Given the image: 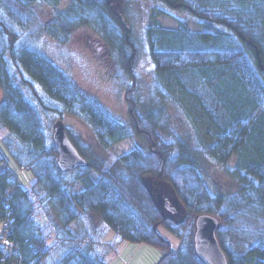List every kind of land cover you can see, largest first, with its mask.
<instances>
[{
  "label": "trees",
  "instance_id": "16d2710c",
  "mask_svg": "<svg viewBox=\"0 0 264 264\" xmlns=\"http://www.w3.org/2000/svg\"><path fill=\"white\" fill-rule=\"evenodd\" d=\"M119 1L68 0L61 8L63 0H0V264H42L59 249L53 264H106L96 246L102 226L119 241L160 248L155 264H205L194 247L202 214L218 218L228 264H264V0H153L145 38L158 95L145 102L137 93L132 0H122L124 9ZM77 30L130 80L126 118L34 45L42 35L63 45ZM52 112L86 165L59 168L46 121ZM80 123L102 149L130 138L139 144L113 161L94 156L74 134ZM10 157L32 171L30 187ZM149 182L172 189L179 218ZM160 227L178 238L177 248Z\"/></svg>",
  "mask_w": 264,
  "mask_h": 264
},
{
  "label": "rangeland",
  "instance_id": "374dc122",
  "mask_svg": "<svg viewBox=\"0 0 264 264\" xmlns=\"http://www.w3.org/2000/svg\"><path fill=\"white\" fill-rule=\"evenodd\" d=\"M63 1L61 8H64L68 3V0ZM121 3L122 0L119 1V4L121 5L120 8L124 9L125 6ZM155 7L156 5L153 0H132L131 2L133 15L131 17L132 22L130 19L129 22L133 28L135 42L139 46L135 67L139 82L137 93L139 95V100L143 102L153 98L152 96L154 94L158 95L156 91L158 82L155 77L152 61L147 51L145 38V29L154 22L152 15L156 12ZM156 19L162 26L175 27L174 20L166 15H157ZM195 24H197L196 21L192 19V21L190 20L188 23V26L196 29L194 27ZM93 39L95 38L88 35L84 30H77L71 36V40L63 45L43 35L42 38L40 37L37 39L34 45L42 49L48 56H51L62 70L78 84L82 91L98 98L115 115L126 118L127 101L125 92L130 80L127 77L115 75L114 66L111 67L107 62L103 63L100 58L101 55L98 57L94 54L93 50L97 49L98 51V48L91 45L93 44ZM2 96L3 93L0 87V100ZM48 116L49 118L46 121L50 126V131H53L55 125L60 121H58V116L54 112L50 113ZM66 123L68 127V122ZM74 128L72 129L75 131L74 134L78 137V142L81 144L82 148L90 150L94 156L99 157L103 155L110 161L124 155L139 144L137 138H130L120 141L107 149H102L91 132L85 129V125H81V123L80 125L75 124ZM1 133L3 134V132ZM1 133L0 135H2ZM9 160L11 162V168L16 170L18 174L20 183L24 187H30L33 179L32 171L20 168L11 157ZM230 164H233L232 160ZM214 181L216 183L220 182L219 184L223 186L225 184L221 176H215ZM149 185L150 190L157 199L158 197H162L170 200V205L176 208L174 216L179 218L182 209L172 189L167 185L155 186L151 182H149ZM95 224H101L98 218H96ZM80 227L81 226L77 223L70 226V228L73 229H79ZM101 229L103 232L101 237L97 236L98 238L96 239L98 242L96 246L99 248L100 253L106 257V264H155L162 255V250L158 247L142 242L119 241L113 231H109L107 227L105 228L103 226ZM159 230L162 236L169 240L174 248H177L179 245L178 238L162 227H160ZM59 251L60 249L56 250L51 257L45 259L42 264H53L60 257Z\"/></svg>",
  "mask_w": 264,
  "mask_h": 264
},
{
  "label": "water",
  "instance_id": "95a60500",
  "mask_svg": "<svg viewBox=\"0 0 264 264\" xmlns=\"http://www.w3.org/2000/svg\"><path fill=\"white\" fill-rule=\"evenodd\" d=\"M53 141L58 152L57 164L61 170L75 169L87 164L61 122L55 126ZM168 204L166 198L160 199L162 207H168ZM218 226L219 220L213 215L202 214L195 220L194 247L205 264H228L227 256L216 235Z\"/></svg>",
  "mask_w": 264,
  "mask_h": 264
},
{
  "label": "built area",
  "instance_id": "2783aa9c",
  "mask_svg": "<svg viewBox=\"0 0 264 264\" xmlns=\"http://www.w3.org/2000/svg\"><path fill=\"white\" fill-rule=\"evenodd\" d=\"M8 264H13V263L9 262Z\"/></svg>",
  "mask_w": 264,
  "mask_h": 264
}]
</instances>
